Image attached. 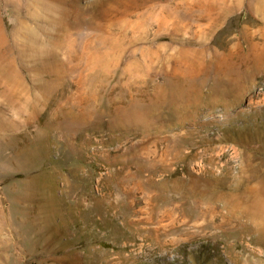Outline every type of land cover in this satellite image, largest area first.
<instances>
[{
	"label": "rangeland",
	"instance_id": "rangeland-1",
	"mask_svg": "<svg viewBox=\"0 0 264 264\" xmlns=\"http://www.w3.org/2000/svg\"><path fill=\"white\" fill-rule=\"evenodd\" d=\"M0 264H264V0H0Z\"/></svg>",
	"mask_w": 264,
	"mask_h": 264
}]
</instances>
